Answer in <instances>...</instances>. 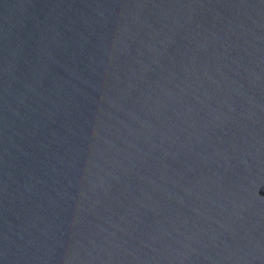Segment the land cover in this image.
Listing matches in <instances>:
<instances>
[{"label": "water", "instance_id": "water-1", "mask_svg": "<svg viewBox=\"0 0 264 264\" xmlns=\"http://www.w3.org/2000/svg\"><path fill=\"white\" fill-rule=\"evenodd\" d=\"M0 264H264V0H0Z\"/></svg>", "mask_w": 264, "mask_h": 264}]
</instances>
